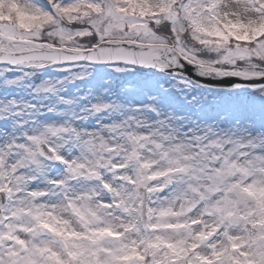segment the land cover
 Returning a JSON list of instances; mask_svg holds the SVG:
<instances>
[{
    "label": "snow or ice",
    "instance_id": "snow-or-ice-1",
    "mask_svg": "<svg viewBox=\"0 0 264 264\" xmlns=\"http://www.w3.org/2000/svg\"><path fill=\"white\" fill-rule=\"evenodd\" d=\"M0 264H264V0H0Z\"/></svg>",
    "mask_w": 264,
    "mask_h": 264
}]
</instances>
